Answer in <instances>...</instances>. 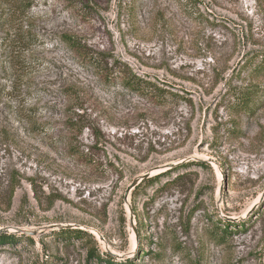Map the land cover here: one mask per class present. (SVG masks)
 I'll use <instances>...</instances> for the list:
<instances>
[{
	"label": "rangeland",
	"instance_id": "374dc122",
	"mask_svg": "<svg viewBox=\"0 0 264 264\" xmlns=\"http://www.w3.org/2000/svg\"><path fill=\"white\" fill-rule=\"evenodd\" d=\"M67 39L185 99L107 85ZM259 54L264 0H0V264H264Z\"/></svg>",
	"mask_w": 264,
	"mask_h": 264
},
{
	"label": "trees",
	"instance_id": "16d2710c",
	"mask_svg": "<svg viewBox=\"0 0 264 264\" xmlns=\"http://www.w3.org/2000/svg\"><path fill=\"white\" fill-rule=\"evenodd\" d=\"M67 43H69L70 47L73 49V51L81 58V60L87 64H90L100 70V74L103 78V81L107 85L112 84H123L124 87L128 90H132L136 92L137 94L143 96V97H150L158 104L164 105L167 104L172 99L182 98L185 99V96H181L178 93H175L173 91H168L165 87H162L151 80H148L144 77H139L135 75L129 67H118V66H112L109 67L105 62L100 58H97L95 55L91 54L90 50L87 49V47L81 46L78 43L74 42L72 39H67ZM254 65L251 67V73L255 76H261L264 75V55L259 54L256 55L255 58H252L247 66ZM260 93L256 88H250L249 90H246L244 92H238L236 91L234 93V108H236V111L245 113V114H253L257 111V108L259 107V99H260ZM84 158V161L87 165L95 166V160H92L91 158L85 156V155H79ZM203 164V163H202ZM164 173H158L155 176H152L148 178L147 180H144L145 182L152 183L153 181H157ZM15 189L12 187L10 192V200L12 198V195L14 194ZM70 230H62L63 233H67ZM16 238V236L12 234H4L0 233V242L2 241H12ZM95 253V258L98 261L102 260L101 255L99 252L92 251V253ZM107 261L110 264H114L112 259L109 257L107 253ZM131 264V263H130Z\"/></svg>",
	"mask_w": 264,
	"mask_h": 264
},
{
	"label": "water",
	"instance_id": "95a60500",
	"mask_svg": "<svg viewBox=\"0 0 264 264\" xmlns=\"http://www.w3.org/2000/svg\"><path fill=\"white\" fill-rule=\"evenodd\" d=\"M151 176L149 174L141 177L140 179H136L134 180V182L132 183L131 187L128 189V191L126 192V196H128L129 191L134 188L135 186H137L138 184H140L143 180H145L146 178H150ZM24 233H29L28 231H23Z\"/></svg>",
	"mask_w": 264,
	"mask_h": 264
}]
</instances>
